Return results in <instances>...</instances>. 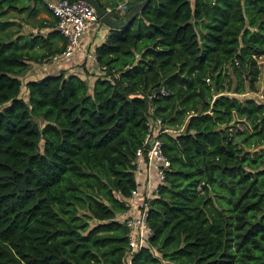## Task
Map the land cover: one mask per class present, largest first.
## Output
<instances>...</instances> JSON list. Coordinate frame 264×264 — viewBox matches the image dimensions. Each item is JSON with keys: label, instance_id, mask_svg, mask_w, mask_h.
<instances>
[{"label": "trees", "instance_id": "1", "mask_svg": "<svg viewBox=\"0 0 264 264\" xmlns=\"http://www.w3.org/2000/svg\"><path fill=\"white\" fill-rule=\"evenodd\" d=\"M45 1L0 0V264H123L147 118L169 165L129 264H264V102L240 97L256 92L264 0H147L134 16L142 0L121 15L94 0L126 21L94 48L101 74L22 83L64 44L35 19Z\"/></svg>", "mask_w": 264, "mask_h": 264}, {"label": "built area", "instance_id": "2", "mask_svg": "<svg viewBox=\"0 0 264 264\" xmlns=\"http://www.w3.org/2000/svg\"><path fill=\"white\" fill-rule=\"evenodd\" d=\"M132 0H116L113 7L114 11L121 15L127 9V6ZM45 7L50 15L55 20V30L64 41L62 50L52 55L48 61L53 63H61L65 60L83 59L81 56L80 40L83 34L93 28L98 22L93 9L84 1L81 0H46ZM110 12V8L106 9V13ZM86 57L94 59V55L87 54ZM97 70V75L101 74ZM163 94V90L160 89ZM146 130L141 143V146L135 151L133 160L134 169L137 171L139 167L145 166L154 169V181H150L149 176L146 177V182L143 187V196L140 202L128 203V214L122 218L124 224L128 228L127 244L128 252L125 256L123 264H129L130 254L133 250L146 243L151 231L146 224V208L147 199L154 194L157 186L163 182L164 171L169 165V161L164 158L161 153V141L159 136L167 132L165 126H162L159 119L147 118ZM148 173V170H147ZM138 194L137 187L131 190L129 198H133Z\"/></svg>", "mask_w": 264, "mask_h": 264}, {"label": "crops", "instance_id": "3", "mask_svg": "<svg viewBox=\"0 0 264 264\" xmlns=\"http://www.w3.org/2000/svg\"><path fill=\"white\" fill-rule=\"evenodd\" d=\"M101 3L105 4L107 8H113L116 4V0H100ZM106 8V9H107ZM115 12V11H114ZM40 14V11H38L35 19H42L46 22H54L53 29L55 30V20L51 15L46 14V16H38ZM118 15L116 12L114 13ZM44 23V22H43ZM24 27L28 28L26 32H37L39 31L40 33L44 34L48 32L50 29L48 27H43L42 29H35L31 28L30 25H23ZM108 28L98 22L93 28L90 30H87L83 36L81 37L80 40V49L82 53L81 58H77V60H65L64 62L61 63H53V62H41L37 64H31L27 72L25 73V79L26 80H32V79H38L44 75H51V74H56L58 71L63 70L66 72H73L76 73L80 77H84L88 80L89 83L92 82L95 76H97V69L95 66L94 59L92 60L91 58L86 57L87 54L93 55L94 48L99 45L100 43L103 42V40L106 37ZM23 32V33H26ZM63 40V39H62ZM57 46L60 47L61 43L58 42ZM148 170V173H147ZM147 175L149 176L150 181H154V169L148 167L147 169L145 166L139 167V170H134V176H135V182H136V187L138 190V194L133 197V198H127V205L128 203L131 204L132 202H140L141 198L143 196V187L144 183L146 182V177ZM129 209L118 215L117 218L122 219L128 214Z\"/></svg>", "mask_w": 264, "mask_h": 264}, {"label": "rangeland", "instance_id": "4", "mask_svg": "<svg viewBox=\"0 0 264 264\" xmlns=\"http://www.w3.org/2000/svg\"><path fill=\"white\" fill-rule=\"evenodd\" d=\"M39 11H40V14L38 16H46L44 10H42L41 7L39 8ZM12 16H15L17 20H19V18H20V16H17V15H12ZM22 29H23V32H26L28 30V28H26L24 26L22 27ZM47 61H45V62H47ZM257 63L259 66V74H258L257 81H256V92H254V93L253 92H245L240 97L241 98L251 97V98L256 99V101L264 102V56L259 57L257 59ZM24 79H25V76H22V78H21L22 83H24ZM20 96L24 98L23 89H21ZM234 126L237 130H244V127L241 124L236 123ZM248 130H249V128H248ZM232 132H234V129H232ZM248 150L252 151V149H248ZM253 150H256V148H254Z\"/></svg>", "mask_w": 264, "mask_h": 264}, {"label": "water", "instance_id": "5", "mask_svg": "<svg viewBox=\"0 0 264 264\" xmlns=\"http://www.w3.org/2000/svg\"><path fill=\"white\" fill-rule=\"evenodd\" d=\"M87 3L94 11L97 16L99 22L105 25L108 29H118L125 25L126 21L123 18L118 19L117 21L109 18L107 14L102 11L94 0H81ZM147 0H142L140 2L135 3L132 6L133 16L139 12V10L144 6Z\"/></svg>", "mask_w": 264, "mask_h": 264}]
</instances>
